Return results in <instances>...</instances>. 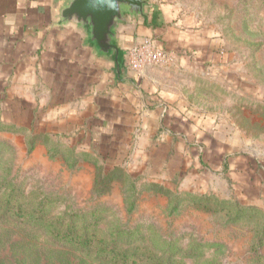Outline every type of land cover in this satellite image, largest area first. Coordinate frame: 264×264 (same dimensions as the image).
<instances>
[{
    "label": "rangeland",
    "instance_id": "rangeland-1",
    "mask_svg": "<svg viewBox=\"0 0 264 264\" xmlns=\"http://www.w3.org/2000/svg\"><path fill=\"white\" fill-rule=\"evenodd\" d=\"M150 1L159 24L217 40L227 54L215 73L200 53L158 40L172 59L149 69V79L185 109L184 139L153 145L136 137L102 153L72 152L74 139L37 81L34 89L0 82V190L44 201L55 216H73L89 230L126 229L134 245L164 242L182 264H264V240L256 242L264 226V0ZM110 173L99 194L98 177ZM202 196L229 203L227 209L199 207L193 197ZM0 264L113 263L0 216Z\"/></svg>",
    "mask_w": 264,
    "mask_h": 264
},
{
    "label": "crops",
    "instance_id": "crops-1",
    "mask_svg": "<svg viewBox=\"0 0 264 264\" xmlns=\"http://www.w3.org/2000/svg\"><path fill=\"white\" fill-rule=\"evenodd\" d=\"M149 2V18L133 20L121 33L118 65L99 56L85 33L62 25L53 0H0V82L8 89L18 81L34 89L37 81L47 103L60 111L62 129L80 147L102 152L136 137L153 145L184 139L185 109L158 92L149 79L152 70L131 72L125 53L145 37L162 36L174 42L173 50L200 53L215 73L227 54L217 40L202 42L195 33L159 24V8Z\"/></svg>",
    "mask_w": 264,
    "mask_h": 264
},
{
    "label": "trees",
    "instance_id": "trees-1",
    "mask_svg": "<svg viewBox=\"0 0 264 264\" xmlns=\"http://www.w3.org/2000/svg\"><path fill=\"white\" fill-rule=\"evenodd\" d=\"M146 24L153 28L157 27L149 22ZM152 38L159 45L158 40L160 37L156 35ZM29 145L30 150L35 146L33 143H29ZM50 145L52 143L48 142L47 146ZM75 145L70 148L72 152L78 149L81 150L80 152L88 155L93 152H100L80 147L76 143ZM189 148L192 155H196L194 145H190ZM57 152L59 153L58 150ZM197 158L203 162V156L198 153ZM119 176L125 177L124 175ZM111 179V173L106 175L104 179L98 177L96 186L99 194H104L107 191L108 183ZM129 192H131L130 209L133 210L136 207V200L138 199V193L136 192L134 184L130 187ZM193 200L199 207L212 211H224L227 209L226 204H229L220 202L214 197L212 200L210 197H193ZM29 202V198L23 197L20 194L18 195L15 191L1 192L0 190V216H8L19 224H28L31 227L42 230L60 246L68 247L79 252L94 253L113 264H182L173 258L171 250L168 249L170 245H166L164 242L156 243V248L158 249L145 244L134 245V233L126 229L116 227L109 234L104 233L100 229L89 230L91 226L79 224L77 221L75 222L73 216H55L52 213V208L44 201L38 202V204ZM241 205H237V203L231 204L232 207L239 211L247 210ZM263 229L264 226L259 227L256 231L257 235H260ZM259 235L256 238L258 246L263 244L264 240V236ZM158 252H161L162 255L160 256Z\"/></svg>",
    "mask_w": 264,
    "mask_h": 264
},
{
    "label": "water",
    "instance_id": "water-1",
    "mask_svg": "<svg viewBox=\"0 0 264 264\" xmlns=\"http://www.w3.org/2000/svg\"><path fill=\"white\" fill-rule=\"evenodd\" d=\"M62 25H72L87 35L99 56L120 64L121 33L133 20L149 18V0H53ZM126 56V53H125Z\"/></svg>",
    "mask_w": 264,
    "mask_h": 264
},
{
    "label": "built area",
    "instance_id": "built-area-1",
    "mask_svg": "<svg viewBox=\"0 0 264 264\" xmlns=\"http://www.w3.org/2000/svg\"><path fill=\"white\" fill-rule=\"evenodd\" d=\"M172 55L157 44L152 37H145L126 53V65L131 72L143 74L149 69L165 67Z\"/></svg>",
    "mask_w": 264,
    "mask_h": 264
},
{
    "label": "flooded vegetation",
    "instance_id": "flooded-vegetation-1",
    "mask_svg": "<svg viewBox=\"0 0 264 264\" xmlns=\"http://www.w3.org/2000/svg\"><path fill=\"white\" fill-rule=\"evenodd\" d=\"M122 55H123V54L121 53V54H120V57H122Z\"/></svg>",
    "mask_w": 264,
    "mask_h": 264
}]
</instances>
